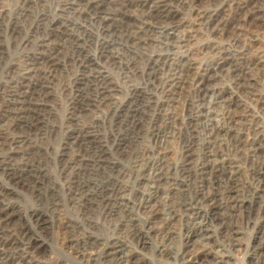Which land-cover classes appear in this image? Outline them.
I'll list each match as a JSON object with an SVG mask.
<instances>
[{"label":"rangeland","instance_id":"obj_1","mask_svg":"<svg viewBox=\"0 0 264 264\" xmlns=\"http://www.w3.org/2000/svg\"><path fill=\"white\" fill-rule=\"evenodd\" d=\"M0 264H264V0H0Z\"/></svg>","mask_w":264,"mask_h":264},{"label":"bare ground","instance_id":"obj_2","mask_svg":"<svg viewBox=\"0 0 264 264\" xmlns=\"http://www.w3.org/2000/svg\"><path fill=\"white\" fill-rule=\"evenodd\" d=\"M210 75V74H209ZM35 89V88H34ZM4 93V92H3ZM20 93V92H19ZM30 100V99H29ZM15 101V100H14ZM16 102V101H15ZM26 108V107H25ZM31 110V109H30ZM206 115V114H205ZM207 159V158H206ZM215 160V159H214ZM232 163V162H231ZM263 163V162H262ZM220 170V169H219ZM233 170V169H232ZM159 199V198H158ZM232 199V198H231ZM173 216V215H172ZM215 218V217H213Z\"/></svg>","mask_w":264,"mask_h":264}]
</instances>
